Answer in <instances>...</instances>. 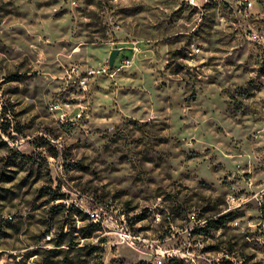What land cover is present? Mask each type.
I'll return each instance as SVG.
<instances>
[{
    "label": "rangeland",
    "instance_id": "374dc122",
    "mask_svg": "<svg viewBox=\"0 0 264 264\" xmlns=\"http://www.w3.org/2000/svg\"><path fill=\"white\" fill-rule=\"evenodd\" d=\"M237 1L0 0V264H153L121 222L164 264H264V0Z\"/></svg>",
    "mask_w": 264,
    "mask_h": 264
},
{
    "label": "built area",
    "instance_id": "2783aa9c",
    "mask_svg": "<svg viewBox=\"0 0 264 264\" xmlns=\"http://www.w3.org/2000/svg\"><path fill=\"white\" fill-rule=\"evenodd\" d=\"M253 2L251 0H238L236 2V11L244 15L247 13L249 9L252 8ZM136 46V45H135ZM137 47H133V49ZM111 66L109 64V67H105L103 69L104 72L107 71V69L110 70ZM95 72V71H93ZM56 108L60 107L59 105L55 106ZM63 116H66V113L63 114ZM81 114H73L70 116L72 120H78L80 119ZM152 211V218L155 222L160 223L162 221L169 220V222L172 219V216L170 213L165 214L160 211ZM90 215V219L96 224H105V219L102 216V213L99 209H95L92 211H88ZM195 218V216H193ZM125 220V219H124ZM237 223V221H236ZM116 233L120 236L123 242H126L131 245L132 248L137 250H145V249H152L154 257H153V264H164L166 262V259L169 260H175L176 258L181 257L182 255L180 253L181 250L177 249L176 247H164L160 242H150L148 239L141 237L139 234H136L134 232V229L131 225V228L129 227L127 222H121L119 226L117 227ZM193 262L191 264H212L211 262H197L194 259H192Z\"/></svg>",
    "mask_w": 264,
    "mask_h": 264
},
{
    "label": "water",
    "instance_id": "95a60500",
    "mask_svg": "<svg viewBox=\"0 0 264 264\" xmlns=\"http://www.w3.org/2000/svg\"><path fill=\"white\" fill-rule=\"evenodd\" d=\"M121 51V48H114L111 52V55H110V66H114L115 65V62H116V58L118 56V54L120 53Z\"/></svg>",
    "mask_w": 264,
    "mask_h": 264
},
{
    "label": "trees",
    "instance_id": "16d2710c",
    "mask_svg": "<svg viewBox=\"0 0 264 264\" xmlns=\"http://www.w3.org/2000/svg\"><path fill=\"white\" fill-rule=\"evenodd\" d=\"M128 49H129L130 52L133 53V46H130V48H128ZM122 61H123V60H121V64L112 66V67L110 68V71L113 72V71H115L116 69H118V68L122 65ZM92 227L95 228V229H98V228L101 227V224H96V223H94V224H92Z\"/></svg>",
    "mask_w": 264,
    "mask_h": 264
}]
</instances>
